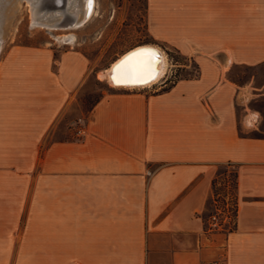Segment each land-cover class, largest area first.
Masks as SVG:
<instances>
[{
	"label": "crops",
	"instance_id": "1",
	"mask_svg": "<svg viewBox=\"0 0 264 264\" xmlns=\"http://www.w3.org/2000/svg\"><path fill=\"white\" fill-rule=\"evenodd\" d=\"M147 29L187 58L175 80L106 94L67 138L87 56L20 46L0 67V264H264V84L240 81L264 62V0H147ZM227 165L225 233L204 214Z\"/></svg>",
	"mask_w": 264,
	"mask_h": 264
},
{
	"label": "rangeland",
	"instance_id": "2",
	"mask_svg": "<svg viewBox=\"0 0 264 264\" xmlns=\"http://www.w3.org/2000/svg\"><path fill=\"white\" fill-rule=\"evenodd\" d=\"M95 1V13L87 23L79 28L62 29L32 24V0H0V39L2 38L0 41V67L4 65L9 55L20 46L52 48L56 57L67 50L81 51L89 59L90 69L80 94V100L58 123L55 137H70L72 133L69 128L83 126L78 119H86L92 106L106 94L131 93L146 89L147 87L114 88L102 75L121 56L136 47L155 46L160 48L149 42L147 0ZM75 6V10H80V15H82L85 0H76ZM40 8L43 13L49 12V14L61 10V8L58 10L54 8L45 9L42 5ZM61 16L58 14L48 17L46 20L39 18L38 22L56 24V21L60 22L62 19ZM68 36L75 38L72 43H66L63 40ZM162 47L168 59L167 71L169 74L174 69L175 61L188 62L186 57L174 49ZM160 49L162 50V48ZM179 73L189 77L196 75L197 71L192 66L189 71H180ZM240 76L241 82L248 81L250 77L254 76L257 85L264 84V62L256 68H245V71L240 72ZM251 106L259 111L261 118L260 128L254 133L264 136V96L254 100ZM74 130L76 131V129ZM224 170L227 172L224 173ZM219 172L221 174L205 212V218H207V225L210 228L209 214L213 213L216 204L224 206L226 212L221 219V230L227 233L234 224L235 177L234 171H229L224 166H220ZM221 199L225 200V204L221 202Z\"/></svg>",
	"mask_w": 264,
	"mask_h": 264
},
{
	"label": "bare ground",
	"instance_id": "3",
	"mask_svg": "<svg viewBox=\"0 0 264 264\" xmlns=\"http://www.w3.org/2000/svg\"><path fill=\"white\" fill-rule=\"evenodd\" d=\"M31 6L33 11V20L32 24L47 26L49 28H62L68 29L69 27L79 28L83 26L85 23L89 21V19L95 13V0H85L84 12L80 15V10H75L76 0H61L59 4L56 5V10H58L62 3H65V12L64 11H56L54 14L49 12L43 13L40 6L44 7L45 2L43 0H32ZM41 2V5H39ZM56 4V3H55ZM48 9V8H45ZM62 15V19L60 22L64 21V24H51V23H43L38 22L39 18L47 19L48 17H53L57 15ZM69 14V15H68ZM71 19V20H69ZM72 22L69 23L68 22ZM59 22V21H58ZM67 22V24H65ZM67 36V35H65ZM64 37V36H63ZM74 37L68 36L63 38L66 43H72L74 41ZM2 38L0 39V41ZM1 44V42H0ZM1 46V45H0ZM154 52L157 54V58L152 60L149 65V58L147 57H139L137 54L142 52ZM165 52L158 47L155 46H139L136 47L123 56H121L117 61H115L111 67L102 75V77H106L108 82L114 87L118 89L126 88H145L150 87L157 83L160 79L165 77L167 74V65L168 59ZM135 58V59H132ZM127 62V63H126ZM119 70V71H118Z\"/></svg>",
	"mask_w": 264,
	"mask_h": 264
},
{
	"label": "built area",
	"instance_id": "4",
	"mask_svg": "<svg viewBox=\"0 0 264 264\" xmlns=\"http://www.w3.org/2000/svg\"><path fill=\"white\" fill-rule=\"evenodd\" d=\"M176 65V64H175ZM177 76V69L174 66L173 71H170V74L167 71V74L165 77H163L162 79H160L157 83H155L154 85L158 84V83H164V84H169L172 83L175 78ZM226 209L224 206H221L219 204H216L214 207V211L213 213L210 215V228H222V217L225 215ZM211 264H216V262H212Z\"/></svg>",
	"mask_w": 264,
	"mask_h": 264
},
{
	"label": "trees",
	"instance_id": "5",
	"mask_svg": "<svg viewBox=\"0 0 264 264\" xmlns=\"http://www.w3.org/2000/svg\"><path fill=\"white\" fill-rule=\"evenodd\" d=\"M229 166L230 165H227L226 166V168H228L229 169V171H234V177H235V188H236V186H237V172H236V170H235V168H229ZM231 169H233V170H231ZM227 171H225L224 170V173H226ZM217 182H218V179H215V181H214V189H215V186L217 185ZM221 202H223L224 204H225V200H223V199H221ZM236 210H237V204H236V198H235V202H234V206H233V213H234V218H235V215H236ZM209 215H211V214H209ZM204 218H205V214H204ZM206 219V221H207V218H205ZM233 227V226H232ZM231 227V228H232ZM230 228V229H231Z\"/></svg>",
	"mask_w": 264,
	"mask_h": 264
},
{
	"label": "water",
	"instance_id": "6",
	"mask_svg": "<svg viewBox=\"0 0 264 264\" xmlns=\"http://www.w3.org/2000/svg\"><path fill=\"white\" fill-rule=\"evenodd\" d=\"M43 2H45V3H43V4H45L44 8H56L55 0H43ZM64 4L65 3H62L61 5H59V7L61 8L60 11H64L65 12L66 8H65ZM69 20H71V19H69ZM55 23L56 24H64V21L63 22L56 21ZM69 23H72V22L70 21V22H68V24ZM65 24H67V22H65Z\"/></svg>",
	"mask_w": 264,
	"mask_h": 264
},
{
	"label": "snow or ice",
	"instance_id": "7",
	"mask_svg": "<svg viewBox=\"0 0 264 264\" xmlns=\"http://www.w3.org/2000/svg\"><path fill=\"white\" fill-rule=\"evenodd\" d=\"M139 57H147L149 58V65L152 60H155L157 58V54L151 51L148 52H142L137 54ZM135 59V58H132ZM127 63V62H126ZM119 71V70H118Z\"/></svg>",
	"mask_w": 264,
	"mask_h": 264
},
{
	"label": "flooded vegetation",
	"instance_id": "8",
	"mask_svg": "<svg viewBox=\"0 0 264 264\" xmlns=\"http://www.w3.org/2000/svg\"><path fill=\"white\" fill-rule=\"evenodd\" d=\"M60 1L61 0H55L56 5L59 4ZM54 9H56V8H54Z\"/></svg>",
	"mask_w": 264,
	"mask_h": 264
}]
</instances>
